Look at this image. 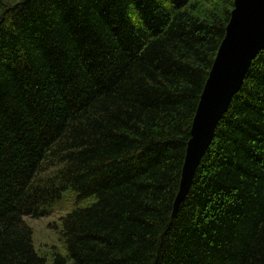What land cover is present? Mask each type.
I'll list each match as a JSON object with an SVG mask.
<instances>
[{
	"label": "trees",
	"instance_id": "obj_1",
	"mask_svg": "<svg viewBox=\"0 0 264 264\" xmlns=\"http://www.w3.org/2000/svg\"><path fill=\"white\" fill-rule=\"evenodd\" d=\"M237 0H0V264L72 189L56 264H264V49L176 208Z\"/></svg>",
	"mask_w": 264,
	"mask_h": 264
},
{
	"label": "water",
	"instance_id": "obj_2",
	"mask_svg": "<svg viewBox=\"0 0 264 264\" xmlns=\"http://www.w3.org/2000/svg\"><path fill=\"white\" fill-rule=\"evenodd\" d=\"M263 49L264 0H237L227 38L202 98V102L205 99V104L202 105L201 102L195 120L176 208L191 188L218 122L242 87L251 63Z\"/></svg>",
	"mask_w": 264,
	"mask_h": 264
},
{
	"label": "rangeland",
	"instance_id": "obj_3",
	"mask_svg": "<svg viewBox=\"0 0 264 264\" xmlns=\"http://www.w3.org/2000/svg\"><path fill=\"white\" fill-rule=\"evenodd\" d=\"M95 201L94 197L79 198L76 191L69 189L61 200L47 208V215L39 218L26 217V222L34 232L35 248L47 259L48 264H56L57 256L68 257L63 218L77 209L90 207Z\"/></svg>",
	"mask_w": 264,
	"mask_h": 264
},
{
	"label": "bare ground",
	"instance_id": "obj_4",
	"mask_svg": "<svg viewBox=\"0 0 264 264\" xmlns=\"http://www.w3.org/2000/svg\"><path fill=\"white\" fill-rule=\"evenodd\" d=\"M206 97V96H205ZM205 104V99H203V102H202V105H204Z\"/></svg>",
	"mask_w": 264,
	"mask_h": 264
}]
</instances>
